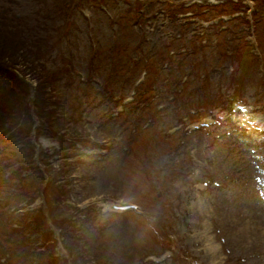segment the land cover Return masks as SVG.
<instances>
[{
  "label": "rangeland",
  "instance_id": "rangeland-1",
  "mask_svg": "<svg viewBox=\"0 0 264 264\" xmlns=\"http://www.w3.org/2000/svg\"><path fill=\"white\" fill-rule=\"evenodd\" d=\"M0 33L29 102L0 134V264H264V0H0Z\"/></svg>",
  "mask_w": 264,
  "mask_h": 264
},
{
  "label": "trees",
  "instance_id": "trees-1",
  "mask_svg": "<svg viewBox=\"0 0 264 264\" xmlns=\"http://www.w3.org/2000/svg\"><path fill=\"white\" fill-rule=\"evenodd\" d=\"M6 35H4L3 33H0V96L4 95L7 96L10 94L11 95H16L14 93V90H17L19 92V89L16 86V80L17 79H24L25 80V72L27 71L25 68L20 67L21 63H20V59L19 56L21 55V51H19V46L18 44H16V42L12 41L11 39V35H7V33H5ZM15 36V35H14ZM180 36V34L178 36L172 35L170 38V41L172 42V40L177 39ZM11 44H16V48H12ZM166 47V45H165ZM23 57L25 58V55H23ZM27 64V63H26ZM25 64V65H26ZM31 64V62H30ZM24 65V64H23ZM38 74H35L34 77L36 78V80H38L37 84L34 83L35 85H33V93L35 96V100H32V105L35 108V114L37 116H40V114H42V109L41 107L44 106V104L46 103V99H45V95L44 93L47 92V87L42 89L43 86H41V83L43 84H49V82L52 81V79H55L54 77H52V75L50 74V71H46L45 69L42 70H37ZM35 80V79H34ZM32 80V81H34ZM47 86V85H45ZM4 92V93H3ZM23 95H16V98L13 100H8L3 98V100L5 101L4 103V108L2 106H0V121L1 123L4 122H8L9 124H7V126L5 127V130H10V128L12 127V124H16L18 123L20 125V117L21 115H26L28 114V109H26L25 111H23V106L28 104V100L26 101L25 97H24V93H21ZM41 96V97H40ZM47 98V96H46ZM0 99H2L0 97ZM59 102V100H57ZM60 102H63L62 100ZM41 112V113H40ZM16 115V122L12 121L13 116ZM8 118V119H7ZM46 118V117H45ZM30 123V120L29 122ZM40 128V124L35 126L36 128ZM49 129V127H47ZM50 130V129H49ZM3 134V133H0ZM21 135V132H20ZM25 144L22 142L21 146L18 147L16 146V144L14 145V150H12L11 152L14 153V155H16V157H14L13 155V159L11 162L16 161V158H20V156L23 154H30L31 152H28L29 150L26 149H32V145L30 143H27V147L24 148V151H19ZM7 160H4L3 158H0V167L3 166L4 163H6ZM1 170V169H0ZM19 176L17 175V171H16V167H15V171L14 169L11 170L8 174H7V178H5L7 181H10V179L12 178H26L29 173H26L25 176H21L20 172L18 173ZM1 175V173H0ZM13 189H15V185L13 186ZM23 215H21V217H23L25 215V213H27L26 216V226H29V228L32 225L37 224L36 222V214L34 213V208H27L26 210H24ZM16 214H18V217L20 216V213L17 212ZM25 221V219H24Z\"/></svg>",
  "mask_w": 264,
  "mask_h": 264
}]
</instances>
